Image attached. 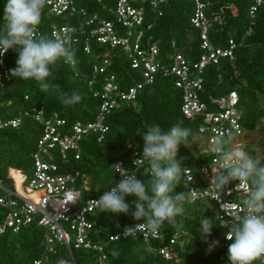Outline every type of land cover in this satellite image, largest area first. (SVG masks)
Listing matches in <instances>:
<instances>
[{"label": "trees", "instance_id": "obj_1", "mask_svg": "<svg viewBox=\"0 0 264 264\" xmlns=\"http://www.w3.org/2000/svg\"><path fill=\"white\" fill-rule=\"evenodd\" d=\"M80 6L86 8L87 14L94 12L114 19L111 14H106L105 6L113 5L117 0H76ZM208 3L206 16L210 20L209 38L220 46H225L229 38H233L237 45L234 58L221 59L217 65L207 66L204 74L201 98L208 100L209 95H219L235 89L239 96L238 107L241 111V124L246 132L258 130L259 138L253 136L245 147V151L256 157L255 149L260 148L263 156L259 158L264 164V3L257 6L254 16L249 15V8L255 0H203ZM6 0H0V36L4 35V6ZM143 30L144 42L157 43L161 54L171 53L177 48L190 58H196L199 50L198 30L191 24L190 17L193 13V0H166L161 6V15L148 4H144ZM47 7L42 10L41 22L38 25L40 33L50 36L52 24H76L81 15L54 16L48 14ZM148 26H150L148 28ZM83 42V40H81ZM174 43V46H173ZM92 54L83 52L80 44L74 47L77 64L75 67L65 63L62 59L50 66L52 75L47 78L50 90L41 91L35 80H21L11 76V80L0 86V117H14L19 115L28 106H44L46 115L54 113L65 119L70 125L75 120L90 121L94 119L100 99L94 95L97 83L104 77L98 78L96 85H89L91 78V65L98 62L103 55L112 59L108 68L113 72L122 88L130 86L140 79L132 69L127 56L121 48L111 49L107 45L91 40ZM18 52L9 49L5 55V65L8 69L16 67ZM99 87V86H98ZM78 93L81 97L79 103L65 105L60 101L61 93ZM27 96V99H25ZM181 91L175 87L173 77L157 75L155 81L145 86L138 94L137 106L125 103L115 107L107 117L108 131L100 141L93 133L86 134L80 142L78 158L70 156L63 160L55 155V162L59 165V172L77 174L76 184L81 186L84 181L90 186V191L82 190V198L96 195L107 189L118 178V173L113 172L111 166L121 161L124 168L131 167L130 154L133 150L143 149L144 141L137 130H144L145 125L158 124L167 130L174 124H181L191 129L189 145L181 144L176 159L182 165L197 164L207 161V156L200 153L194 144L191 147L199 126V121L185 118L180 110ZM42 132V125L29 117L23 118L16 128L0 129V179L9 183L8 173L23 172L29 177L33 170L32 154L36 150L37 141ZM249 146V147H248ZM149 167L148 161L139 169ZM10 169V170H9ZM149 171L139 175V180H150ZM233 181V180H232ZM175 192H187L180 179L175 187ZM134 196H126L125 202L129 203L130 211L124 213L99 212V208L90 214L96 220L97 232L95 236L106 240L108 235L116 231L115 222L122 226H131L138 222L131 215L134 210L132 201ZM184 214L178 216L182 226L173 227L165 221L160 229L162 240L171 237L175 232H187L184 249L181 253L180 264H230L228 261V246L232 241H224L223 228L216 219L215 210L209 202L188 199L184 202ZM212 224L211 233L204 238L202 233L203 223ZM44 229L32 223L14 233L7 231L0 234V264H55L59 261L60 252H48L44 238ZM93 233V232H92ZM161 240H153L146 244L139 236L120 238L108 241L104 247L105 258L95 250L72 248L76 264L90 261L94 264H171L154 249ZM213 241L221 243L220 246L212 244ZM61 251L67 249L66 245ZM209 245H212L209 250ZM151 249V251H150ZM68 251V249H67ZM116 253L114 255L113 253ZM223 255V259L220 255ZM253 264H259L257 260Z\"/></svg>", "mask_w": 264, "mask_h": 264}, {"label": "built area", "instance_id": "obj_2", "mask_svg": "<svg viewBox=\"0 0 264 264\" xmlns=\"http://www.w3.org/2000/svg\"><path fill=\"white\" fill-rule=\"evenodd\" d=\"M96 1L102 2V0ZM165 1L117 0L115 4L105 6L107 10L105 13L114 16V19H108L97 12L88 15L86 8L80 6L76 0H46L45 6L50 15L83 16L76 24H52L51 37L70 34L74 41L73 48L80 44L87 55L93 52L91 40L107 45L111 49L119 47L140 79L122 88L116 75L108 71L112 59L105 54L98 62L91 65L92 76L88 82L89 85H96L98 78L101 75L104 77L100 83H97L99 87L97 86L94 91V95L100 99L94 119L87 122L75 120L67 125L65 119L57 116L56 113L46 115L44 106H28L17 116L0 117V129L16 128L25 117L42 125L36 150L32 154V174L25 177L22 171L15 169L18 172L19 182H16L10 172L9 183L0 179V234L7 231L16 233L32 223L37 224L45 231L44 238L48 252H56L54 244L59 242L65 244L70 253L71 260L62 259L55 264H76L72 248L95 250L105 258L104 247L108 241L130 237L123 235L125 227L128 226H122L119 221L115 222L116 231L109 234L106 240L95 236L98 231L95 228L96 220L91 218L90 214L98 207L93 200L98 199L114 184L96 195L82 198V190L90 191V186L86 181L78 186L77 174L59 172L55 155L63 160L70 154L78 158L80 142L86 134H95L99 141L103 139L108 131L109 113L122 103L136 107L139 92L145 86L152 84L156 76L160 75L174 78L175 87L181 91V113L187 119L199 121L195 136L206 143L205 147L202 145L199 149L200 153L207 156V161L200 165L182 166L186 168V174L181 178L182 185L188 191L191 202L201 200L212 205L216 219L223 228L224 241H228L225 237L228 227L224 225L230 223L233 216L244 214L240 200L245 193V187L240 183V187L236 188L239 184L238 180L230 181L222 191L214 190L209 186L212 170L218 167L216 156L210 146L218 133L231 130L233 138L229 147L242 145L245 150L243 137L246 130L240 121L239 96L235 89L219 95H209L207 101L201 98V92L207 66L217 65L221 59L232 60L237 43L233 38H229L225 46L214 44L209 38L210 20L206 16L208 3L203 0H193L194 8L190 22L198 30V46L201 53L196 58H190L175 48L171 53L161 54L157 43L142 40L143 30L140 26L144 23V4H148L158 15H161V6ZM262 3L264 0H255L249 8L251 17L254 16L257 6ZM38 31L41 32L39 27ZM5 55L6 53L0 55V86L11 80L9 69L5 65ZM262 63L264 65V54ZM141 152L142 149H137L130 154L133 170L124 168L121 161L117 162L124 169L134 172L137 179L141 171H149V167L145 165L139 172L146 162V160L142 162L137 160ZM204 169L207 171L205 172ZM120 179L122 177L118 173L116 182ZM248 186H251L250 182ZM187 235L186 231L179 230L171 237L162 240L160 231L158 236L136 234L146 244L160 239L161 243L154 249L171 264L181 263V253ZM220 245L221 243L217 244ZM220 258L223 259L222 254ZM257 261L259 264H264V256ZM40 262L42 260H36L33 264ZM82 264L94 263L86 261Z\"/></svg>", "mask_w": 264, "mask_h": 264}, {"label": "clouds", "instance_id": "obj_3", "mask_svg": "<svg viewBox=\"0 0 264 264\" xmlns=\"http://www.w3.org/2000/svg\"><path fill=\"white\" fill-rule=\"evenodd\" d=\"M45 4L46 0H6L0 55L9 49L16 50V67L9 69L10 75L21 80H35L41 91L47 93L51 87L47 81L52 75L50 66L62 59L75 67L77 60L70 34L49 37L38 31ZM80 100V95L75 92L60 94V101L65 105H74ZM136 134L141 135L144 141L137 160L148 161L150 180L146 184L137 179L134 172L114 163L110 165L112 173L118 172L122 179L93 201L99 212L128 214L130 205L125 202V197L134 196L131 215L142 222L125 227L123 235L135 237L137 233H144L158 236L165 221L173 227L182 226L176 218L183 216V204L189 194L175 192L176 185L186 174L182 161L176 157L181 144L190 146L191 129L179 123L167 130L152 124L145 125V129L137 130ZM232 138L233 133L228 130L218 133L212 140L210 149L216 156L218 167L212 170L209 186L222 191L232 180L239 181L236 188L243 183L245 193L240 204L244 214L233 216L232 221L224 225L228 227L225 237L232 241L227 254L230 264H253L264 256V164L249 155L242 145L229 147ZM211 228L212 224L203 223L201 235L206 238ZM217 243L212 242L213 245ZM211 247L209 245V250ZM113 254L116 255L115 252Z\"/></svg>", "mask_w": 264, "mask_h": 264}, {"label": "rangeland", "instance_id": "obj_4", "mask_svg": "<svg viewBox=\"0 0 264 264\" xmlns=\"http://www.w3.org/2000/svg\"><path fill=\"white\" fill-rule=\"evenodd\" d=\"M253 136L259 138V137L261 136V133H260L258 130L250 131V132H248V131L245 132V135H244V137H243V141H244V144H245L244 146H245V147L247 146V143L249 142V138H251V137H253ZM194 144H196V146H197L198 148H201L202 145H203V147L206 146L205 141H204L203 139L199 138V137H196V136L194 137V139H193V141H192L191 147H192ZM248 147H249V146H248ZM255 153H256V157H257V159H259V158H261V156H263V153L261 152L260 148H256V149H255ZM16 182H19V181L17 180ZM62 247H63V246H61V245H59V244H57V243L54 244V248H55L56 250H58V252H60V254H61V256L59 257V258H60L59 260H62V259L71 260V256H70L69 251H67V249H65L64 252H62V251H61ZM57 262H58V261H57Z\"/></svg>", "mask_w": 264, "mask_h": 264}, {"label": "bare ground", "instance_id": "obj_5", "mask_svg": "<svg viewBox=\"0 0 264 264\" xmlns=\"http://www.w3.org/2000/svg\"><path fill=\"white\" fill-rule=\"evenodd\" d=\"M13 176L15 177L16 181H19V176H18V172H12ZM66 264V263H63Z\"/></svg>", "mask_w": 264, "mask_h": 264}]
</instances>
